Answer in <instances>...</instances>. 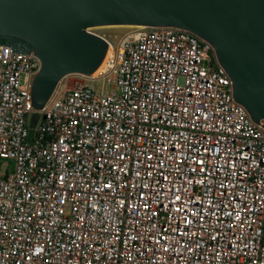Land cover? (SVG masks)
Returning <instances> with one entry per match:
<instances>
[{
  "label": "built area",
  "instance_id": "1",
  "mask_svg": "<svg viewBox=\"0 0 264 264\" xmlns=\"http://www.w3.org/2000/svg\"><path fill=\"white\" fill-rule=\"evenodd\" d=\"M131 28L39 111L0 45V264H264L262 124L207 43Z\"/></svg>",
  "mask_w": 264,
  "mask_h": 264
},
{
  "label": "water",
  "instance_id": "2",
  "mask_svg": "<svg viewBox=\"0 0 264 264\" xmlns=\"http://www.w3.org/2000/svg\"><path fill=\"white\" fill-rule=\"evenodd\" d=\"M172 27L207 43L231 81L232 96L264 129V0H0V45L34 54L35 111L60 79L91 76L107 44L88 29ZM34 113L31 125L37 122Z\"/></svg>",
  "mask_w": 264,
  "mask_h": 264
},
{
  "label": "rangeland",
  "instance_id": "3",
  "mask_svg": "<svg viewBox=\"0 0 264 264\" xmlns=\"http://www.w3.org/2000/svg\"><path fill=\"white\" fill-rule=\"evenodd\" d=\"M131 27L128 26H119V27H101V28H96L94 30L95 33L100 34V35H113V34H121L123 32H126L128 30H131ZM95 88L99 86L98 83H94ZM13 167V163L10 161H0V174L4 173L5 171L8 170L9 168L11 169Z\"/></svg>",
  "mask_w": 264,
  "mask_h": 264
}]
</instances>
